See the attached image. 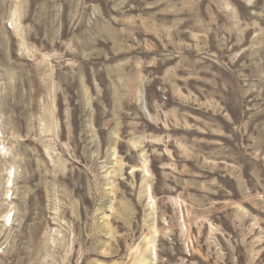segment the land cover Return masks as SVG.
<instances>
[{"label":"rangeland","instance_id":"rangeland-1","mask_svg":"<svg viewBox=\"0 0 264 264\" xmlns=\"http://www.w3.org/2000/svg\"><path fill=\"white\" fill-rule=\"evenodd\" d=\"M0 264H264V0H0Z\"/></svg>","mask_w":264,"mask_h":264}]
</instances>
